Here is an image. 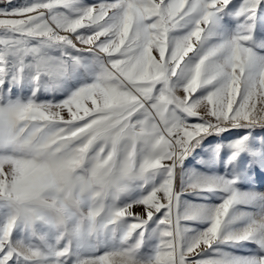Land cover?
Wrapping results in <instances>:
<instances>
[{
    "label": "snow or ice",
    "instance_id": "obj_1",
    "mask_svg": "<svg viewBox=\"0 0 264 264\" xmlns=\"http://www.w3.org/2000/svg\"><path fill=\"white\" fill-rule=\"evenodd\" d=\"M0 264H264V0H0Z\"/></svg>",
    "mask_w": 264,
    "mask_h": 264
},
{
    "label": "rangeland",
    "instance_id": "obj_2",
    "mask_svg": "<svg viewBox=\"0 0 264 264\" xmlns=\"http://www.w3.org/2000/svg\"><path fill=\"white\" fill-rule=\"evenodd\" d=\"M18 2L22 3L23 0H18ZM210 139H214V138H210ZM198 151H199V150H198ZM186 163H187V165H188L189 167H192L193 165H196V160L190 158L189 161H187ZM192 202H194V203H201L202 201L193 198V201H192Z\"/></svg>",
    "mask_w": 264,
    "mask_h": 264
}]
</instances>
